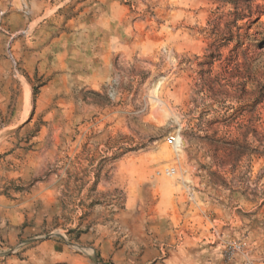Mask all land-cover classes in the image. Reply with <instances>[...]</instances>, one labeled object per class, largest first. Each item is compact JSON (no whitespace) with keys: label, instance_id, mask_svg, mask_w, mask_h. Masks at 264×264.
Here are the masks:
<instances>
[{"label":"rangeland","instance_id":"374dc122","mask_svg":"<svg viewBox=\"0 0 264 264\" xmlns=\"http://www.w3.org/2000/svg\"><path fill=\"white\" fill-rule=\"evenodd\" d=\"M0 264H264V0H0Z\"/></svg>","mask_w":264,"mask_h":264},{"label":"built area","instance_id":"2783aa9c","mask_svg":"<svg viewBox=\"0 0 264 264\" xmlns=\"http://www.w3.org/2000/svg\"><path fill=\"white\" fill-rule=\"evenodd\" d=\"M166 174L168 176H172L174 174V171H172L171 169H167L166 170ZM240 249H241L240 246L232 244L229 247V250L227 251V256L230 257V258H233Z\"/></svg>","mask_w":264,"mask_h":264}]
</instances>
